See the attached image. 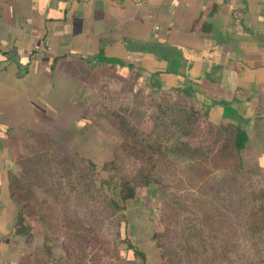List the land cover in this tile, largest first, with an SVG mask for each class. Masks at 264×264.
Masks as SVG:
<instances>
[{
	"label": "crops",
	"instance_id": "0c3cea01",
	"mask_svg": "<svg viewBox=\"0 0 264 264\" xmlns=\"http://www.w3.org/2000/svg\"><path fill=\"white\" fill-rule=\"evenodd\" d=\"M116 74L239 125L244 160L264 170V0H0V264H35L34 234L11 231L14 161L74 136L81 99Z\"/></svg>",
	"mask_w": 264,
	"mask_h": 264
},
{
	"label": "rangeland",
	"instance_id": "374dc122",
	"mask_svg": "<svg viewBox=\"0 0 264 264\" xmlns=\"http://www.w3.org/2000/svg\"><path fill=\"white\" fill-rule=\"evenodd\" d=\"M136 85L133 75L100 78L92 93L81 99L83 128L73 130L74 136L61 137L56 143L39 139L29 153L14 161L16 166L9 171L8 182L26 194L39 217L31 233L34 240H26L35 264H131L134 255L126 238L144 252L146 264L160 262L162 252L178 251L173 244L178 219L169 205L168 194L181 196L205 210L203 220L214 228L224 223L223 233L228 238L236 240L238 236L237 242L242 238L237 197L227 195L235 188L222 183V175L230 170L232 162L217 155L214 132L218 125L207 124L200 106L185 100L177 91L157 97L146 86L138 89ZM169 101L192 106L200 113L192 132L184 138L193 159L162 156L159 182L138 186L134 198L122 201L119 183L122 179L138 183L140 161L121 149L120 130L138 127L147 133L160 108ZM66 157L72 161L65 162L59 170L58 163ZM244 171L256 183L248 192L257 194L264 186V170L245 162ZM103 196L112 198L122 209L112 216ZM154 233H161L157 238L164 242L162 246ZM31 234L22 235L29 238ZM176 255V264H191L188 257L182 255L179 260ZM259 256L258 260L253 257V264H264V259L259 261L264 254ZM31 262L33 259L25 256L20 264Z\"/></svg>",
	"mask_w": 264,
	"mask_h": 264
},
{
	"label": "trees",
	"instance_id": "16d2710c",
	"mask_svg": "<svg viewBox=\"0 0 264 264\" xmlns=\"http://www.w3.org/2000/svg\"><path fill=\"white\" fill-rule=\"evenodd\" d=\"M168 103L167 106L160 108L151 130L147 133L138 127L120 130L121 149L140 161L138 183L131 179H122L119 183V197L122 201L134 198L138 186L148 187L152 183L159 182L158 169L162 156L175 160L192 157L188 140L184 138L192 132L200 113L192 106L177 105L175 101ZM217 127L214 132L217 155L222 160L232 162L229 164L230 170L222 175V183L235 188L234 192H229L227 195L230 196L231 193L237 197L238 221L241 222L238 228L242 232V238L239 242H237L238 236H235L236 240H233L234 237L228 238L223 233L226 231L224 223L221 222L220 226L214 228L212 224L203 220L207 214L205 210L191 205L181 196L168 194L169 205L175 210L178 219L176 220L177 238L176 242H173L174 248L178 251L173 253L174 255L162 252V260L156 264H176L175 254L179 260L182 255L188 257L191 264H253V257L258 260L259 255L264 254V237H262L264 186L257 194L252 195L248 192L256 183L244 171L246 161L242 150L247 142L246 132L239 125L227 124ZM63 160L58 163L59 170L63 168L65 162L72 161L68 157ZM8 177L11 180V174ZM244 186L247 188L245 191H243ZM96 191L100 192L98 189ZM8 192L16 209L11 231L30 235L35 228L36 221L39 220L35 208L25 193L15 189L12 181L8 182ZM102 198L112 216L122 209V206L112 198L106 196ZM114 220L116 221L115 218ZM159 235L161 233H154L153 237L157 239L158 245L162 246L164 242L159 241L157 238ZM125 241L134 255L130 263L146 264L144 252L134 247L128 238ZM242 255H244L243 258H240Z\"/></svg>",
	"mask_w": 264,
	"mask_h": 264
},
{
	"label": "built area",
	"instance_id": "2783aa9c",
	"mask_svg": "<svg viewBox=\"0 0 264 264\" xmlns=\"http://www.w3.org/2000/svg\"><path fill=\"white\" fill-rule=\"evenodd\" d=\"M236 16L238 17V13H236Z\"/></svg>",
	"mask_w": 264,
	"mask_h": 264
}]
</instances>
